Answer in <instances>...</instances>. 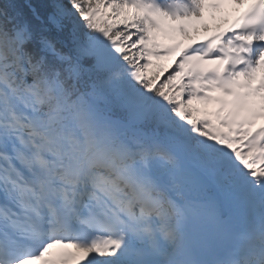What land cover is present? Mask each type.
Here are the masks:
<instances>
[{"label":"snow or ice","instance_id":"snow-or-ice-1","mask_svg":"<svg viewBox=\"0 0 264 264\" xmlns=\"http://www.w3.org/2000/svg\"><path fill=\"white\" fill-rule=\"evenodd\" d=\"M0 264H264V0H0Z\"/></svg>","mask_w":264,"mask_h":264}]
</instances>
